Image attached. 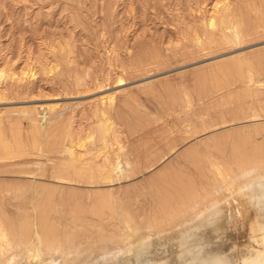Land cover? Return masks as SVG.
I'll return each instance as SVG.
<instances>
[{
	"label": "rangeland",
	"instance_id": "374dc122",
	"mask_svg": "<svg viewBox=\"0 0 264 264\" xmlns=\"http://www.w3.org/2000/svg\"><path fill=\"white\" fill-rule=\"evenodd\" d=\"M260 1L0 0V191L17 194L0 200L11 213L0 217L14 226L21 209L17 226L63 248L70 234L94 241L79 255L62 249L19 264L86 263L234 195L226 171L264 155V22L247 25L257 13L264 21ZM223 7L243 23L240 36L237 23L226 29ZM113 167L121 175H109ZM66 170L71 179L60 177Z\"/></svg>",
	"mask_w": 264,
	"mask_h": 264
},
{
	"label": "water",
	"instance_id": "95a60500",
	"mask_svg": "<svg viewBox=\"0 0 264 264\" xmlns=\"http://www.w3.org/2000/svg\"><path fill=\"white\" fill-rule=\"evenodd\" d=\"M82 264H264V185L255 183L123 251Z\"/></svg>",
	"mask_w": 264,
	"mask_h": 264
},
{
	"label": "bare ground",
	"instance_id": "6f19581e",
	"mask_svg": "<svg viewBox=\"0 0 264 264\" xmlns=\"http://www.w3.org/2000/svg\"><path fill=\"white\" fill-rule=\"evenodd\" d=\"M248 1V0H247ZM251 1V0H250ZM263 0H261L260 2H262ZM245 3V2H244ZM248 3V2H247ZM246 3V4H247ZM263 3V2H262ZM225 4H227V3H225ZM251 4H253V3H251ZM261 4V3H260ZM224 5V4H223ZM248 5H249V3H248ZM247 5V6H248ZM255 4H253V6H254ZM262 5V4H261ZM264 5V4H263ZM246 6V7H247ZM250 6V5H249ZM248 6V7H249ZM73 7V6H72ZM245 7V6H244ZM262 7H264V6H262ZM224 8V7H223ZM251 7H249V9H250ZM255 8V7H254ZM225 9V13H224V16L222 17L223 18V21L225 22L224 23V25H226V29L228 28H230V26L229 25H231V23H237V26L234 28V29H232V31H233V33L234 34H236L237 35V37L238 36H240V27L242 26L243 27V23H241V21H239L238 20V18H236V16H234L233 15V12H230L229 13V11H228V9L225 7L224 8ZM223 9V10H224ZM253 9V8H252ZM252 9H251V11H252ZM256 9V8H255ZM255 9H253V10H255ZM260 9V8H259ZM216 10V9H215ZM227 10V11H226ZM231 10V9H230ZM261 10V9H260ZM260 10H258V11H260ZM263 11V10H262ZM253 12H257V9H256V11H253ZM252 12V13H253ZM261 12V11H260ZM251 13V12H250ZM249 13V14H250ZM234 14H236L235 12H234ZM238 14V13H237ZM244 15H245V13H243V22H244V19H246V18H248V16H246V18H244ZM252 15V14H251ZM241 16V15H240ZM252 16H254V15H252ZM262 14H260L259 15V13H257V15L255 16V17H253L254 19H256L255 21L254 20H252L253 18L251 17V20H252V22L250 21V20H247L248 21V24L247 25H249L248 27L250 28V26L251 27H254L255 28V30L257 29V26L258 25H260L262 22H264L263 21V19H262ZM242 17V16H241ZM240 18V17H239ZM241 20H242V18H241ZM247 21H245V22H247ZM246 24V23H245ZM212 26H214L213 25V23L211 24ZM236 25V24H235ZM216 26V25H215ZM261 26V25H260ZM253 29V28H252ZM219 30V29H218ZM242 30H243V28H242ZM245 31V30H244ZM243 32V31H242ZM223 34V33H222ZM208 35V34H207ZM212 35V34H211ZM225 35V34H224ZM228 35V34H227ZM229 36V35H228ZM211 38V37H210ZM217 38V37H216ZM228 38H230V37H228ZM215 40V39H214ZM198 42V41H197ZM1 74V73H0ZM50 108V107H49ZM43 122V121H42ZM35 127V126H34ZM99 127L100 128H104V129H106V127H105V124L101 121L100 122V124H99ZM40 133H41V131H40ZM35 134V133H34ZM38 137V136H37ZM74 144V143H73ZM73 144L72 143H68L67 144V147L65 148L67 151H69V153H70V155L71 154H73V150L72 149H74V146H73ZM65 145H66V143H65ZM2 147V146H1ZM65 147V146H64ZM73 147V148H72ZM261 150H263L262 148H260V150L259 151H261ZM11 151V150H10ZM9 151V152H10ZM257 151V150H256ZM2 152V151H1ZM5 152H7V151H5ZM5 152H3V153H5ZM8 153V152H7ZM262 153L264 154V151H262ZM262 153H260V155H263ZM238 160V159H237ZM241 160V159H240ZM236 161V162H238L237 163V166H238V168L240 169V171L238 172V173H236V172H234L233 170H231V171H226V176H225V178L223 179V182H225L226 180H229V181H231V182H234L235 184L237 183V186H238V189H236L237 191L234 193V194H237V193H239L240 191H242V190H244V189H246V188H249L250 186H252V185H255V183H259L260 184V181L262 180V182H263V185H264V155L262 156V157H259L258 155H256V156H250L248 159H245V160H241V161ZM70 161V160H69ZM75 162V161H74ZM118 162V161H117ZM204 162V161H203ZM119 163V162H118ZM204 163H206V162H204ZM74 164V163H73ZM207 164V163H206ZM205 164V165H206ZM209 164V163H208ZM214 164V163H213ZM114 166V165H113ZM227 166V165H226ZM234 166V165H233ZM120 167V166H119ZM197 167V166H196ZM209 167V166H208ZM101 168V167H100ZM202 168H204V167H202ZM237 168V169H238ZM102 169H104V168H102ZM200 169V168H199ZM236 169V170H237ZM61 170V169H60ZM64 170V169H63ZM72 170V169H71ZM98 170V169H97ZM107 170V169H106ZM116 168L115 167H113V168H111V169H108L107 170V173H110L109 175H111L113 172H115L114 174H116ZM200 170H202V169H200ZM211 170V169H210ZM230 170V169H229ZM75 172H76V170H74ZM82 171V170H81ZM94 171V170H93ZM93 171H90V173L91 174H93V173H95V172H93ZM104 171V170H103ZM63 172V171H62ZM62 172H60V174L62 173ZM78 172V174H81V172L79 173V171H77ZM76 172V173H77ZM97 172V171H96ZM105 172V171H104ZM215 172V171H214ZM70 173H71V171H69V172H67V170H66V172H64V174H62L60 177H62L64 180H65V178H66V180H67V178L68 179H71L72 177H71V175H70ZM82 173H84V172H82ZM89 173V172H88ZM89 173V174H90ZM98 174H99V171L97 172ZM118 173H120V172H118ZM201 173H202V171H201ZM216 173H217V171H216ZM216 173H215V175H216ZM58 174V173H57ZM56 174V175H57ZM59 174V175H60ZM74 174V173H73ZM78 174H76V176L78 175ZM88 174V175H89ZM96 174V173H95ZM102 174V173H101ZM105 174V173H104ZM103 174V175H104ZM128 174V173H127ZM191 174V173H190ZM197 174V173H196ZM218 174H220L219 172H218ZM83 175V174H82ZM94 175V174H93ZM107 175V174H106ZM118 174H116V176H117ZM119 175H121V174H119ZM118 175V176H119ZM76 176H73L74 178L76 177ZM85 176V175H84ZM89 176H91V175H89ZM96 176V175H95ZM105 176V175H104ZM108 176V175H107ZM114 175H112V177H113ZM195 176H197V175H195ZM218 176V175H217ZM60 177H59V179H60ZM77 177H79V176H77ZM77 177L75 178V179H77ZM93 177V176H92ZM100 177V176H99ZM106 177V176H105ZM169 178H170V176H168ZM167 177V178H168ZM172 177V176H171ZM209 177V176H208ZM213 177V176H212ZM61 178V179H62ZM79 178H81V176L79 177ZM101 178V177H100ZM109 178H110V176H109ZM120 178V177H119ZM122 178V177H121ZM168 178V179H169ZM195 178V177H194ZM206 178V177H205ZM214 178H215V176H214ZM221 178H223V177H221ZM62 179V180H63ZM74 179V180H75ZM175 179V178H174ZM211 179V178H210ZM209 179V180H210ZM218 179H220L219 177H217V180ZM63 180V181H64ZM73 180V179H72ZM78 180V179H77ZM79 180H82V178L81 179H79ZM78 180V181H79ZM92 180V179H91ZM102 180H103V176H102ZM170 180V179H169ZM173 180V179H172ZM76 181V180H75ZM89 181V180H88ZM203 181V180H202ZM99 182V181H98ZM181 182H183V180L181 181ZM204 182V181H203ZM230 182V183H231ZM81 183V182H80ZM86 183H87V181H86ZM96 183V182H95ZM108 183V182H107ZM176 183V182H175ZM99 184V183H98ZM183 184V183H182ZM215 184L216 185H218L217 187H220L221 186V184H223V183H221V181L220 182H215ZM56 187V186H55ZM173 187V186H172ZM217 187H216V189H217ZM233 187V186H232ZM1 188V187H0ZM44 188V187H43ZM52 188V187H51ZM68 188V187H67ZM4 189V188H3ZM187 189V188H186ZM36 190V189H35ZM69 190V189H68ZM72 190H73V188H72ZM81 190V189H80ZM174 190H176V189H174ZM188 190V189H187ZM190 190V189H189ZM224 190V189H223ZM6 191V190H5ZM4 190L2 191H0V200L2 199V201H3V199H6L5 201H6V204H7V202L9 203V205H10V203H11V200L13 199V197H17V194H11V193H9V192H5ZM11 191H13V190H11ZM21 191V190H20ZM23 191V190H22ZM21 191V192H22ZM65 191V190H64ZM63 191V192H64ZM92 191V190H91ZM164 191V190H163ZM178 191V190H177ZM29 192H30V190H29ZM32 192V191H31ZM45 192V191H44ZM43 192V193H44ZM51 192V191H50ZM82 192V191H81ZM89 192V191H88ZM169 192V191H168ZM217 192V191H216ZM18 194H19V191L17 192ZM24 193V192H23ZM22 193V195L24 196V194ZM33 193V192H32ZM61 193V192H60ZM67 193H68V191H67ZM166 193V192H165ZM189 193V192H188ZM222 193V192H221ZM37 194V193H36ZM68 194H70V193H68ZM87 194V193H86ZM171 194V193H170ZM180 194V193H179ZM191 193H189V195H190ZM193 194V193H192ZM202 194V193H201ZM33 195V194H32ZM173 195V194H172ZM184 195V194H183ZM186 195V194H185ZM195 195V194H194ZM194 195H191L190 197V199L191 200H194L195 198H196V196H194ZM217 195V194H216ZM21 196V195H20ZM23 196H21V197H23ZM57 196V195H56ZM169 196V195H168ZM25 197V196H24ZM33 197V196H32ZM44 197V198H43ZM43 200L45 199V196L43 195ZM163 197V196H162ZM166 196H164V198H165ZM209 197V196H208ZM217 197V196H216ZM14 198V199H15ZM27 198V197H26ZM36 198V197H35ZM38 198H39V196H38ZM41 198V197H40ZM40 198L37 200V198H36V200H37V203H38V201H40ZM188 198V197H187ZM186 198V199H187ZM21 199V198H20ZM24 199V198H23ZM23 199H21V200H23ZM57 199H61L60 197L59 198H57ZM160 199V198H159ZM180 199V198H179ZM179 199H176V200H179ZM217 199V198H216ZM226 198H224V199H221V200H214L211 204H209V205H207V207H205V205H204V207L207 209V208H209V207H211L212 205H214V204H216V203H219L220 201H222V200H225ZM17 200H18V198H17ZM53 200V199H52ZM50 201L51 203L54 201ZM170 200V199H169ZM184 200V199H183ZM183 200H182V202H183ZM189 200V199H188ZM2 201H0V202H2ZM107 201V200H106ZM106 201H104V202H106ZM163 201V200H162ZM165 201H167V198H166V200ZM175 201V200H174ZM14 202V201H13ZM23 202H24V200H23ZM32 202V201H31ZM33 202H34V200H33ZM45 202H46V200H45ZM61 202V201H60ZM59 202V203H60ZM113 202V201H112ZM170 202L172 203L173 202V200H170ZM170 202H168V204L170 203ZM182 202H178V203H181L182 204ZM187 202V201H186ZM185 202V203H186ZM192 202V201H191ZM204 202V201H203ZM211 202V201H210ZM4 203V202H3ZM15 203H17V201L15 202ZM35 204L34 206L36 207V205H38V204ZM40 203H42L41 201H40ZM185 203L183 202V206L181 207V211H185L186 210V205H185ZM2 204V203H1ZM6 204H4L5 206H6ZM18 204V203H17ZM32 204V203H31ZM46 204V203H45ZM75 204V203H74ZM112 204H114V203H112ZM176 204H177V202H176ZM176 204H174L176 207H177V205ZM188 204V203H187ZM206 204V203H205ZM15 205V204H14ZM25 205V204H24ZM29 205V204H28ZM33 205V204H32ZM44 205V204H43ZM47 205H48V203H47ZM60 205V204H59ZM58 205V206H59ZM115 205H116V203H115ZM165 205H166V203H165ZM173 206L172 204H169V206ZM198 205V204H197ZM200 205V204H199ZM8 206V205H7ZM19 206V205H18ZM34 206H32L31 208L33 209L34 208ZM46 206V205H45ZM68 206V205H67ZM73 206H75V205H73ZM168 206V205H167ZM188 206V205H187ZM12 207V206H11ZM22 207H24V206H22ZM38 207V206H37ZM44 207V206H43ZM42 207V205H41V207L39 208V209H42L43 208ZM62 207V206H61ZM175 207V208H176ZM49 208H50V206H49ZM49 208H48V210H49ZM59 208H60V206H59ZM165 208H167V207H165ZM171 208V207H170ZM179 208V207H178ZM191 208V207H190ZM189 208V209H190ZM198 208H200V207H198ZM8 209V208H7ZM6 209V210H7ZM14 209V208H13ZM29 209V208H28ZM31 209V210H32ZM36 209V208H35ZM39 209H37V210H39ZM43 209H46L45 207L43 208ZM43 209H42V212L44 213L45 211H43ZM54 209H56L55 207H54ZM121 209V211H122V208H120ZM168 209V208H167ZM172 209H173V207L171 208V211H172ZM201 209V208H200ZM21 210V209H20ZM20 210H19V212H20ZM57 210V209H56ZM174 210V209H173ZM176 210H177V208H176ZM4 211V210H3ZM30 211V210H29ZM32 211H33V213H32ZM30 213H32V214H35V212H36V210L34 211V209L32 210ZM40 211V210H39ZM115 211V210H114ZM170 211V210H169ZM169 211H166L168 214H165L166 216L167 215H169ZM7 212V211H6ZM17 212V211H16ZM19 212H17L18 214H19V218H20V213ZM23 212V211H22ZM25 212V211H24ZM28 212V211H27ZM57 212V211H56ZM165 212V211H164ZM173 212V211H172ZM176 212V211H175ZM180 212V211H179ZM186 212V211H185ZM195 212V211H194ZM194 212H192L193 213V215H195L194 214ZM2 215H3V213H2V210H1V212H0ZM8 213H10V212H8ZM40 213H41V211H40ZM39 213V214H40ZM46 213H49V212H47L46 211ZM59 213V212H58ZM82 213V212H81ZM114 213V212H113ZM121 213V212H120ZM178 213V212H177ZM183 212H181V214H182ZM186 213H188V212H186ZM11 214V213H10ZM9 214V215H10ZM22 214V213H21ZM38 214V213H37ZM37 214H36V216H37ZM38 214V215H39ZM42 214V213H41ZM40 214V215H41ZM45 214V213H44ZM43 214V215H44ZM54 214H55V211H54ZM78 214V213H77ZM123 214V213H122ZM127 214V213H126ZM164 214V213H163ZM180 214V215H181ZM2 215H0V216H2ZM7 215V214H6ZM9 215H7V216H9ZM22 215H24V214H22ZM29 215V214H28ZM40 215H39V217H40ZM46 215H48V214H46ZM56 215V214H55ZM124 215V214H123ZM128 215H129V213H128ZM127 215V217H129ZM173 215H177V214H173ZM4 216V218H7V216L5 217V215H3ZM12 217H13V215H11ZM15 216V215H14ZM30 216V215H29ZM35 216V215H34ZM81 216V215H80ZM188 216V215H187ZM192 216V215H191ZM12 217H10V218H12ZM24 218H25V216H23ZM22 217V218H23ZM26 217H28L27 215H26ZM44 217V218H43ZM41 216V219L39 220L38 219V221H40V223L38 224V226L39 227H41V229L43 228L42 226H40V224H42V222H41V220L42 221H44L45 220V218H46V220H48V219H50V216L48 215V219H47V217L46 216ZM53 217V216H52ZM75 217H77V216H75ZM82 217V216H81ZM80 217V218H81ZM85 217V216H84ZM124 217V219L126 218L125 217V215L123 216ZM122 217V218H123ZM168 217V216H167ZM172 217V216H171ZM175 217V216H174ZM184 217V216H183ZM3 218V219H4ZM19 218L17 219L18 220V223H19ZM20 219V220H24V218L23 219ZM28 218H30V217H28ZM31 218H32V215H31ZM30 218V220L32 221V219ZM186 218V217H185ZM8 219V218H7ZM6 219V220H7ZM13 219V218H12ZM12 219H10V220H12ZM15 219H16V217H15ZM54 219V218H53ZM60 219V218H59ZM74 219V218H73ZM129 219V218H128ZM136 219V218H135ZM163 219V218H162ZM183 219V218H182ZM5 220V219H4ZM10 220H7V221H10ZM17 220H16V224L14 225V226H11L10 227V225H9V227H8V224H7V226H6V223H8V222H6V221H4V222H6L5 224L3 223V220L1 219V217H0V264H19L18 262H20L22 259H29V258H40V257H44V253L45 254H47V255H50V259H51V257H53V254L55 255L56 253H59L62 249H64V250H66V252H67V250H68V252L70 251L72 254H74V253H78L77 255H79L80 254V252H82V250L83 251H86V247L88 248V244H89V246L92 244L93 245V242L94 241H92V243L90 244V238H89V235H91V233L88 235V238L85 236V235H83L80 239L78 238H76L74 235H68V238L66 239L67 241H65L66 243H65V245H63L62 244V246H64L65 248H63V247H60L59 245H58V241H60V238H59V240L57 239V240H55V237L56 236H54V234L55 233H57L56 235H58V229L57 230H54L55 228H53L52 227V229H53V231H56L55 233H52V235L54 236V238H47V237H45L46 235H47V231H46V235L44 236V234H43V236H41L42 234L40 233V232H36L37 234H35V238H33V235L31 236V232H33L32 230H30V232H29V227H27V224L26 223H30V221L28 222L27 220H29V219H26L25 218V220L27 221H25V226L27 227V228H25V226H24V224L21 222L20 224H19V226H17ZM33 220H35V218L33 219ZM57 220H58V218H57ZM85 220V219H84ZM138 220V219H137ZM148 220V219H147ZM158 220H160V219H158ZM184 220V219H183ZM13 221V220H12ZM37 221V220H36ZM38 221H37V223H38ZM126 221H127V218H126ZM149 221V220H148ZM161 221V220H160ZM164 221V220H163ZM11 222V221H10ZM9 222V223H10ZM45 222V221H44ZM71 222V221H70ZM79 222V221H78ZM152 222V221H151ZM154 222V221H153ZM167 222H169V221H167ZM166 222V223H167ZM179 222H182L181 220H179ZM179 222H177V223H179ZM12 223V222H11ZM10 223V224H11ZM13 223H14V221H13ZM13 223H12V225H13ZM53 223H54V220H53ZM57 223V222H56ZM73 223H75V222H73ZM85 223H86V220H85ZM84 223V224H85ZM128 223V222H127ZM158 223V222H157ZM164 223V222H163ZM163 223H162V225H163ZM22 224V225H21ZM47 224V221H46V223H45V225ZM76 224V223H75ZM83 224V223H82ZM125 224H126V222H125ZM140 224V223H139ZM151 224V223H150ZM154 224V223H153ZM159 224V223H158ZM34 225V224H33ZM71 225V224H70ZM87 225H88V223H87ZM86 225V226H87ZM137 225V224H136ZM149 225V224H148ZM162 225H160V226H162ZM169 225V224H168ZM173 224H171V226H172ZM23 226H24V228H23ZM32 226V224L30 225V227ZM37 226V227H38ZM47 226V225H46ZM51 226H52V224H51ZM50 226V227H51ZM59 226V225H58ZM73 226V225H72ZM96 226V225H95ZM124 226V225H123ZM129 226V225H128ZM155 226V225H154ZM170 226V225H169ZM34 227V226H33ZM75 227H76V225H75ZM88 227H89V225H88ZM119 227V226H118ZM137 227L138 226H136V227H134L132 230V232H134V235H140L139 234V232H141L140 230H138L137 229ZM159 227V226H158ZM45 228H48V227H45ZM44 228V231L46 230ZM70 228H73V227H70ZM77 228V227H76ZM75 228V229H76ZM80 228V227H79ZM115 228V227H114ZM144 228V227H143ZM162 228H165V227H162ZM161 228V229H162ZM33 229V228H32ZM51 229V228H50ZM74 229V228H73ZM72 229V230H73ZM99 229H100V227H99ZM126 229V228H125ZM165 229H167V228H165ZM165 229H162V230H165ZM34 230H35V228H34ZM37 230H39V229H37ZM70 230V229H69ZM68 230V231H69ZM89 230V229H88ZM120 230V229H119ZM41 231V230H40ZM43 231V233H45ZM48 231H49V229H48ZM52 231V230H51ZM90 231V230H89ZM92 231V230H91ZM94 231V230H93ZM95 231H96V228H95ZM94 231V232H95ZM100 231V230H99ZM107 231V230H106ZM65 232V231H64ZM85 232V231H84ZM93 232V233H94ZM103 232V231H102ZM104 232H105V229H104ZM122 232V231H121ZM131 232V231H130ZM50 233V232H49ZM51 233H50V235H49V237L51 236ZM59 233H60V230H59ZM75 233V232H74ZM80 233H82V234H84L83 233V231H81ZM85 233H87V232H85ZM108 233V232H107ZM128 233V232H127ZM33 234V233H32ZM88 234V233H87ZM94 234H96V236H97V234L98 233H94ZM93 234V235H94ZM130 234V233H129ZM114 235V234H113ZM133 235V234H132ZM60 236H63L64 237V235H62L61 233H60ZM92 236V235H91ZM95 236V235H94ZM109 236H110V234H109ZM109 236L107 237V235L106 234H104V233H99L98 234V237L100 238V239H109ZM130 236V235H129ZM59 237V236H58ZM107 237V238H106ZM149 237H151V236H149ZM149 237H147V238H149ZM57 238V237H56ZM65 238V237H64ZM64 238H61V239H64ZM91 238H93V237H91ZM98 238V239H99ZM144 238V237H143ZM104 239V240H105ZM111 239V238H110ZM113 239V238H112ZM116 239V238H115ZM129 239V238H128ZM135 239V238H134ZM96 240H97V238H96ZM125 240V239H124ZM62 241H64V240H62ZM100 241V243H102L101 242V240H99ZM107 241V240H106ZM123 241V240H122ZM126 242V241H125ZM62 243V242H61ZM138 243V242H137ZM136 242H135V244H137ZM135 244H133V245H135ZM98 245V244H97ZM101 245V244H100ZM125 245V244H124ZM130 245V244H129ZM128 245V246H129ZM132 245V244H131ZM130 245V246H131ZM126 246V245H125ZM127 246V247H128ZM129 246V247H130ZM127 247H124V246H120L119 248H118V250H120V251H123V249H125V248H127ZM92 248V247H91ZM96 248H98V247H96ZM113 249V248H112ZM63 250V251H64ZM88 250V249H87ZM115 250H117V248L115 249ZM107 251H109V250H107ZM120 251H117V252H120ZM62 252V251H61ZM66 252H65V254H66ZM88 252V251H87ZM105 252H106V250H105ZM62 254V253H61ZM46 256V255H45ZM105 256H108V255H105ZM105 256H103V257H105ZM71 257V256H70ZM78 257V256H77ZM68 258V257H67ZM79 258V257H78ZM76 259V258H75ZM68 260H71V259H69L68 258ZM78 259H76V261H77ZM90 261H94V259L93 260H90ZM89 261V262H90ZM68 264H71V263H69V262H67ZM73 263V262H72ZM53 264V263H52ZM73 264H76V262H74Z\"/></svg>",
	"mask_w": 264,
	"mask_h": 264
}]
</instances>
